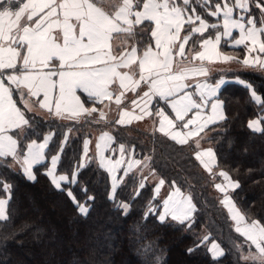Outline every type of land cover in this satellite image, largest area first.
Listing matches in <instances>:
<instances>
[{"label": "trees", "instance_id": "trees-1", "mask_svg": "<svg viewBox=\"0 0 264 264\" xmlns=\"http://www.w3.org/2000/svg\"><path fill=\"white\" fill-rule=\"evenodd\" d=\"M21 1L9 6V0H3L0 8L8 5L14 10ZM221 1L224 3V0H189L186 7L198 18L183 25L182 35L192 32L184 53L192 56L204 39L221 34L219 50L242 63L247 55L246 44L233 46L232 37L237 33L229 37L224 34L222 15L216 7ZM258 4L264 5V0H249V8L244 11L235 9V21L244 14V23L252 17L253 27L264 29V10ZM203 21L208 26L195 33L193 27ZM152 29L147 20L135 26L133 41L139 51L153 45ZM261 46L258 52L264 58ZM207 78L210 82H222L213 97L221 103L222 118L207 120L199 132L202 142L214 154L215 164L210 169L203 167L195 155L198 148L195 140L199 137L179 143L159 132L132 129L128 126L130 121L117 115L119 108L111 104L108 112L117 117L107 120L98 115L96 122L92 118L63 122L30 112L34 127L22 129L21 136L18 133L24 145L21 156L28 142L42 141L47 134L51 137L44 151L45 160L31 168L35 182L0 163V176H6L13 185L11 193L0 185V198L9 200V219L0 218V264H242L235 248L245 242L231 218L229 208L236 212L228 196L235 187L232 181L238 180L240 188L231 191L238 208L249 222L264 218V130L257 132L248 127L250 120L264 119V72L254 65L217 71ZM79 96L85 106L101 108L103 104L82 93ZM152 106L161 107L172 117L165 102L155 99ZM204 112L207 116L208 110ZM183 121L177 122V127ZM103 125L111 127L112 132H105L111 133L114 147L131 149L135 158L147 154L150 171L160 177L159 181L163 179L167 184L175 181L180 190L187 191L192 202L191 215L179 220L161 218L154 184L129 172L113 188L99 156L82 160L91 135L89 130ZM131 132L138 136L130 135ZM54 157L57 163L51 168ZM48 168L65 176L60 187L51 181ZM208 236L211 241L205 242ZM214 241L228 250L218 260L208 253V244ZM246 244L242 248L246 249ZM190 248H195L191 254L187 251Z\"/></svg>", "mask_w": 264, "mask_h": 264}, {"label": "crops", "instance_id": "crops-1", "mask_svg": "<svg viewBox=\"0 0 264 264\" xmlns=\"http://www.w3.org/2000/svg\"><path fill=\"white\" fill-rule=\"evenodd\" d=\"M238 1L239 0H236L233 7H229L231 10L226 16L222 15V26L225 29L224 34L229 37L234 32L237 33L236 37H232L231 45L233 46L246 44V47L248 46L250 48H255V50H259V46H261L262 43L264 29L253 27V25L251 26L250 21L244 23L239 17L235 21V9L244 11L249 8L248 1L243 0L244 3L241 1L240 6H238ZM179 2L183 5L185 0H178V5L176 0H143V9L136 16L129 17L124 12H121L119 13V18L117 19L114 15L110 16L106 14L107 12L99 5L91 4L89 0H63L60 6V14L54 15L53 17H46L44 25H42L41 22L40 15H42L41 10L43 9L41 8L36 15L34 14V16L31 17L33 22H35L36 19L38 22V24H34L35 27H33L30 32L31 34L25 35L26 32H23V25L22 33L18 35L21 37V43H23V40L25 39L24 41L27 44L26 46L24 45L23 58L18 59L16 57V53L13 52V49L16 48L14 47V43L9 44L5 41L6 36L9 34V28H6L7 31H4V28L0 31V75H4V68H15L19 64L21 66L24 65L23 69L17 71V75L21 77L23 82L20 80L14 82L23 94V103L28 105L31 109V113H35L37 115L39 114L40 109L45 110L40 107L39 102L35 100L36 98H33L36 96L34 93L37 92V95H40V98L48 103V108L50 110L45 111L48 112L49 115L56 114L58 116L71 114L75 106H80V101L78 102L79 93H82L87 97L94 98L96 101H100L103 104L106 102L107 106L105 109L110 107L109 104H111L119 109L126 110V113L130 111L135 112L132 110L134 107L130 110L132 107L130 104L128 106L125 105V109L122 108V101L118 102V100L121 99L120 93H123L124 89L128 86H124L127 84L125 81H130L132 75H136L137 81L138 77L141 81H144L142 79H149L150 81H146L148 84L146 85L145 90L147 94L149 93V97H151L149 111L154 113L152 103L153 99H157L165 102L169 110L172 112V117L164 112H161L160 114H165L174 122H180V120L183 119L186 120L187 125H185L187 126L189 132H186L185 128L182 132H180V134H175V132H173L170 137L179 143H184L192 138H197L201 129L206 126V123L204 122L207 120L214 121L213 119L220 120L222 118L221 103L218 100L213 99V97H215L218 93L222 82L219 81L215 83L208 81L207 67H216L221 66L222 64L233 63L239 66L238 69H242L246 66V59L242 61V63H237L225 56L218 48L221 34H217L215 38L204 39L200 43L197 51L191 56V60H194L192 61L193 63H196V61L208 60L207 65L205 66V72L203 73V69L197 72L196 70L199 68L195 69L190 65L171 70L166 66L165 68L164 66H160V68H158L148 64V55H153L150 48L154 46L156 39H159V28L165 25L160 24L159 22V9L163 15L170 14L171 6H173L172 4H176L177 9H180L183 13L184 9L179 7ZM146 20L152 23L153 28L155 27L154 30L152 29L153 33L151 34L153 38V45L147 47L146 49L150 50L140 52L136 43L133 41V33L135 26ZM32 21L29 19L26 22L27 25H30V28ZM10 22L11 21L6 22L4 26H10ZM183 23L179 30L177 41L187 38L190 34H181L184 25ZM17 26H19V23ZM207 26L208 24L206 21L199 22V24L193 27V31L195 33H201ZM46 27H49L50 30H46L48 34L44 30ZM3 33L5 37H3ZM14 38L15 35L13 36V39ZM13 41L14 40H12V42ZM164 41H166V39H164ZM182 41H184L183 46L185 47L186 41ZM250 44H254L253 47H251ZM178 47L179 45H177L176 50L177 54L180 55ZM249 52L251 55L252 51L249 50ZM176 57L177 56H175V58ZM187 58L188 57L186 55L183 57L185 61L188 60ZM89 60H92V62L90 63ZM25 64L32 65L34 68L25 67ZM43 64L50 66L49 73L52 75V77L46 79L49 83L47 90L41 86V75L43 74L42 71L45 69L38 68ZM131 64L135 65L134 67L136 69L133 73H129V71H127V68L131 66ZM197 64H200V62ZM259 65L260 64L255 65V68H259ZM26 68H33V70L30 72V70H26ZM248 68H251V66L248 65ZM232 69L236 68L228 70ZM186 70L195 71H190L192 72L191 75H185L186 72H183ZM217 71L225 70H219L218 68ZM24 72L27 74L32 73L31 85H26L25 76L27 74H24ZM7 75L10 77L12 74ZM169 75H173V78L169 79ZM53 77H55V80ZM155 79L158 80L157 82L161 83L162 86L163 84H166V86L162 87L161 90L159 87L155 86L158 90L156 91L154 89V85L152 84ZM11 80L13 83L15 78H11ZM194 80L197 81L194 82ZM69 81H71L72 88L74 90V100L72 103H65L63 99L65 86ZM87 81H93L94 86H87ZM177 81L182 83L181 88L178 87L179 85L174 86V83ZM82 83L85 84L84 87L81 86ZM26 92L29 93L27 94ZM140 96L141 95L138 97ZM116 97H118V100H116ZM254 97L255 99H258L257 96ZM184 98L187 100H184ZM180 103H186L188 105V109L186 105L185 109L180 108ZM127 107H129L130 111H127ZM195 109L196 111H193ZM205 109L208 110L207 116L204 112ZM108 110L109 108L107 111ZM197 114L201 115L200 119L195 122L197 124L188 122L192 115L195 116ZM125 116H127V114ZM205 116L206 118L204 119ZM164 121H166V132H168L170 126L167 119ZM193 124L195 127H192ZM4 126H8L6 120L4 121ZM156 126L159 128L158 124H155V127ZM174 127L177 128L175 123ZM46 136L47 139H45L47 146L51 135L47 134ZM89 139L91 140V138ZM89 141L85 147L91 149ZM39 142L30 141L27 143L25 151L22 155L23 166H26L24 165V162L27 163V166L32 167L43 163V160H45L44 151L46 146H42ZM112 144L113 139L111 134L107 132H100L96 136V140L94 142V151L96 152L95 155H103V152H107V149ZM204 146H206L204 150H201L198 146L195 155L203 167L210 169L215 164L214 154L210 147L206 144ZM122 148V145H117L114 147L113 151L117 149L120 151ZM51 161V167H54L57 163L56 157H54ZM100 165L104 166L102 163H100Z\"/></svg>", "mask_w": 264, "mask_h": 264}, {"label": "rangeland", "instance_id": "rangeland-1", "mask_svg": "<svg viewBox=\"0 0 264 264\" xmlns=\"http://www.w3.org/2000/svg\"><path fill=\"white\" fill-rule=\"evenodd\" d=\"M2 1L3 0H0V2H2ZM18 1L19 0H9V6L13 5L12 2H18ZM89 1L91 2V4H96V5H99L100 7H102L107 12L106 14H108V15H109V10H110L111 6L114 3L118 2V0H89ZM203 1H205V0H203ZM231 1L234 4V0H231ZM241 1H243V0L238 1V6L241 5ZM246 1L249 2V0H246ZM62 2H63V0H22L14 8V10L9 9V7H7L8 5H5L2 8H0V31L3 28H4L3 29L4 31H7L6 28H9V34L6 36L5 41L8 42L9 44L14 43V45H15L14 47H16V48L13 49V52L16 53V57L18 59L23 58L24 45L25 46L27 45L26 42L24 41L25 39L23 40V43H21V37L18 36V35H20V33H22L23 25H24V31L23 32H26L25 35L31 34L30 32L32 31L33 27H35L34 24L35 23L38 24L37 19L35 22H33L32 21L33 19L31 17H33L34 14L36 15V13L39 12L41 10V8H43L41 10L42 15H40V16H41L42 25H44L46 17H53L54 15L60 14V6H61ZM141 2H142V0H141ZM185 2L183 3V5L179 6V7L184 9L183 13L181 12L180 9H177L176 4H172L173 6H171V13L170 14L163 15L161 13V10L159 9V17H158V19H160L159 22H160V24H165V25L161 26L159 28V33H158L159 39L158 40L156 39V42L154 41L156 43V45L154 43V46H152L150 48L153 55H148L147 62H148V64L153 65V67L160 68V66H164V68H165V66H166V67L170 68L171 70L179 69V68H182L184 66L190 65L191 67H193L195 69L199 68L198 70H196L197 72L203 69V71H202V73H203V72H205V66L207 65L208 60L196 61V63H193L192 61H194V60H191V56H188V55H187V57H188L187 61L190 63H188L187 61H185V59H183V57L185 56V53H184V46H183L184 41H182V40H185L187 42L192 33L189 34V36L187 37L188 39L185 38V39H180L179 41H177L179 30L182 27V23L183 22H184L183 24L189 23V22L196 20V18H198V16L195 13H192V12L190 13L189 10L187 9L186 5L189 2V0H185ZM206 2H207V0H206ZM235 2H236V0H235ZM176 3L178 5V0H176ZM222 3L223 2L221 1L220 4L216 5L217 12L221 13V15L226 16L228 14V12L231 10V8H229V7L230 6L233 7V5L231 4L230 0H224L223 5H222ZM242 3H244V1ZM18 11H20V12H18ZM243 17H244V14H240L239 18L242 19ZM29 19L32 21L31 28H30V25H27V23H26ZM249 20L251 22L250 25H253L252 17H250ZM8 21H11L10 26H4V24ZM18 23H19V26H17ZM17 27H19V28H17ZM154 29H155V27L153 28V30ZM44 30L47 34H48V32L46 30L50 31L49 27H46ZM152 33L153 32L151 31V34ZM14 35H15V38L13 39ZM3 37H5L4 33H3ZM0 39H1V37H0ZM164 39H166V41H164ZM12 40H14V41L12 42ZM178 42H179V44H178ZM172 45H174V46H172ZM177 45H179L178 52L180 55L177 54V50H176ZM250 45H251V47H253L254 44H250ZM148 47H150V46H148ZM146 49L147 48L143 49L140 52H143ZM150 49H148V50H150ZM148 50H146V51H148ZM249 50L252 51L251 55H250ZM258 51L259 50H257V49L255 50V48H250L247 46V55L245 57L246 60L244 59L246 61L245 65L247 67L244 66V69H247L248 65L252 66V65H258V64L264 63V58H263V56L262 57L260 56V53ZM150 56H152V57H150ZM175 56H177V57L175 58ZM89 62L91 63L92 60H89ZM198 62H200V64H197ZM197 65H199V66H197ZM19 66H20V68H19ZM134 66L135 65L131 64V66H129L127 68V71H129V73L130 72L133 73L134 70H136ZM25 67H33L34 68V66L29 65V64H25ZM147 67H149V66H147ZM9 68H11V67H9ZM15 68H13L14 71H10L9 73H7V74H12V75H10V77H8L11 82H12L11 78H15V80L13 81V84H14V82H16L18 80L22 81L21 77H19V75H17L18 74L17 71H19L20 69H23L24 65L21 66L19 64ZM33 68L32 69L26 68V70L29 69L30 72H32ZM38 68H44L45 69L44 71H42L43 74L41 75L42 76L41 77V81H42L41 86H43L45 88V90H47V88L49 87V85H48L49 83L47 82L46 79H49L50 77H52V75L49 73L50 66L43 64V65H41V67H38ZM38 68H36V69H38ZM207 68H208L207 76H209L211 73L217 71L218 68H219V70H228L231 68L238 69L239 66L236 64H233V63H228V64H224V65L222 64L221 66H216V67L208 66ZM190 71H195V70H186L183 73L186 72L185 75H191L192 72H190ZM262 71L264 72V70H262ZM24 74H27V73L24 72ZM14 75H17V76H14ZM31 75H32V73L27 74L25 76L26 85H31V83H32ZM136 78H137L136 75H134V76L132 75V78L130 81L129 80L125 81V82H127V84H125L124 86H126V85H128V86L124 89L123 93H120L121 99L118 100V97H116V100H118V102L122 101V103H123L122 108H125L126 107L125 105L128 106L130 104V106H132L130 108V110L134 107L132 110H134L135 112H131L129 110V107H127V111H130V112L126 113V111H123V109H117L116 114L119 115L121 118H123L124 121H130L131 125H128V122H127V125L132 129L138 128V129L145 131V132H153V133L159 132L160 134L166 135L169 137L171 136V134L173 132H175V134H180V132H182L185 128H186V132H187L188 129L186 126L187 125L186 120H184L183 123H181L179 127L175 128L174 123L176 126L178 125V123L176 121L174 122L170 117H167L165 114H160L161 112L166 113L165 111H163V109L161 107L160 108H153L154 113L149 111V107L151 105V97H149V93L147 94L145 90H146V85L148 84L146 81H150V80L149 79H147V80L142 79L144 81H141V79H139V77H138V81H137ZM170 78L172 79L173 75H169V79ZM53 79L55 80V77H53ZM157 81L158 80L155 79L154 83H152L154 85V89L156 91H158L156 87H159L161 90L162 87L166 86V84H163V86H162L161 83H159ZM196 81L197 80H194V82H196ZM137 85H138V87L136 88ZM174 86H178L181 88L182 83L177 81L174 83ZM197 86H198V82H197ZM26 93L28 94L29 92H26ZM34 95H37V92H35ZM139 95H141V96L138 97ZM197 96H198V94H197ZM184 100H187V99L184 98ZM79 101H80V106L79 107L75 106L73 108V111L71 112V114H63V115H59V116L56 114L49 115L48 112H46L43 109H40L38 115L43 117L44 119L57 118V119L62 120L63 122H68V121H73V120L82 122V121L87 120L88 118L95 119V122H96V119H99L98 115H102L107 120H114L115 117H117V115H114V113L108 112L107 111L108 108L105 109L107 106L106 102H104V104L101 106V108H97V107L85 106V104L81 100L80 96L78 98V102ZM185 105L187 106V109H188V105L186 103H180V108L185 109L186 108ZM126 114H127V116H125ZM161 116H163V117H161ZM200 116H201L200 114H197L195 116L192 115L188 122L197 124L195 122H197L200 119ZM166 119H167V122L170 126V128L168 129V132H166V126H167V124L165 123L166 121H164ZM155 124H158L159 128H158V126L155 127ZM194 124L192 125V127H195ZM110 128L111 127L103 125V128H98L96 130L95 129L89 130V132H91V135H90L91 140L89 139L90 140L89 145H90L91 149H88L85 147V149L83 151L82 160L83 159L89 160V158H91V156L96 154V152L94 151L95 150L94 149V142L96 140V136L102 131L103 132H105V131L112 132V130ZM23 133H24V131L20 130V136L23 135ZM109 134H111V133H109ZM130 135L136 136L137 134L134 132H131ZM198 137H199V140H195V143L197 146L200 147L201 150H204L206 148V146H204L205 144L202 142V140H204V139H202L200 136H198ZM45 138L47 139V136ZM45 138L43 139L44 141L42 140L41 142H39L44 147L46 146V139ZM123 148H124V150H123ZM123 148L120 151L118 149L113 151L114 146L112 144L107 149V152H103V155L99 156L100 163H102V165H104L101 167L106 169V171L109 172L111 182L114 185L113 188H115L116 186H119L121 181L125 179L126 174L128 175V174H130L129 172H133L137 176H140L139 179H141V180L146 179L147 182L154 184L153 192H154V196L156 197V200L159 201L158 205H160V207H161V210H160L161 218L164 219V217L168 216L172 219L179 220V219H184L182 217H188L189 213L191 212V209H192V204H191L192 202L190 199V195L187 193V191L180 190L177 187V185L173 184V183L161 184V181L158 180V178H160V177L156 176L152 171H150V164H149L150 156H148L147 154H144L142 157L135 158L134 157L135 155L132 156V152H131L132 150L131 149H129L127 147H123ZM110 157H111V160H110ZM24 165H26L24 167H28V168L32 167V166H27L26 162H24ZM51 168L50 169L48 168L47 174L51 178V181L53 182V184L56 187H60L61 184L64 182L65 176H63V175L59 176L58 174L54 173V171H52ZM221 186H222L223 190L226 191L225 187L223 185H221ZM229 186L230 185H228V187ZM177 200L180 202L178 207L176 206ZM122 206L124 209L127 208V205H125L124 203L122 204ZM229 212H230L231 218L233 219V217L236 214L231 212L230 208H229ZM2 216H3V213L0 212V217H2ZM180 216H181V218H180ZM240 227L242 228L243 225H240ZM209 244H211L213 251L217 250V244L216 243L211 242ZM209 244H208V246H209ZM243 246H245V243H242L240 245V247H243ZM246 247H248V244H246ZM252 250L253 251L255 250L254 245H253Z\"/></svg>", "mask_w": 264, "mask_h": 264}, {"label": "snow or ice", "instance_id": "snow-or-ice-1", "mask_svg": "<svg viewBox=\"0 0 264 264\" xmlns=\"http://www.w3.org/2000/svg\"><path fill=\"white\" fill-rule=\"evenodd\" d=\"M257 6L264 10V5L258 4ZM142 9L143 4L141 0H118L117 3L111 6L109 15H114L115 18L118 19L119 13L124 12L127 16L134 17L142 11ZM261 47L264 49V45ZM259 70H264V63L259 65ZM10 71H14V69L4 68L3 72L5 74L0 75V158H4L0 163L10 171L22 173L29 182H35L36 178L33 175L34 170L23 166L21 151L24 145L21 142V138L18 136L20 130L34 127L32 121L29 119L31 109L28 105L23 103V94L20 92V89L9 80L7 73ZM86 84L87 86H94L93 81H87ZM81 86L84 87L85 84L82 83ZM73 91L71 81L67 82L63 98L65 103L73 102ZM33 98H36L35 100L39 102L40 107L45 110H50L47 101L41 99L40 95H36ZM5 120L8 123L7 127L4 126ZM248 127L250 130L260 132L264 130V119H256L255 122L250 120L248 122ZM229 179H231V177ZM163 183H166V181L162 179L161 184ZM172 183L175 184V181ZM232 183L235 187L230 190L228 199L236 212L233 219L237 222V231L244 237V242L248 244L247 249L237 245L235 251L239 254V259L242 264H264V218L249 222L231 196V191L239 189L240 183L238 180H233ZM0 185H2L7 193H11L13 185L8 181L6 176H0ZM8 203V198H0V212L3 213V216L0 218L4 220L9 219L7 214ZM179 203L180 202L177 200V207ZM189 215H191V213H189ZM240 225H243V227L241 228ZM207 241H211L209 236L206 238L205 242ZM213 243L217 244V250L213 251L211 244H209L208 253L213 260H218L223 257L228 250L217 241ZM253 245L255 246L254 251L252 250ZM194 250L195 248L187 249L189 254Z\"/></svg>", "mask_w": 264, "mask_h": 264}]
</instances>
